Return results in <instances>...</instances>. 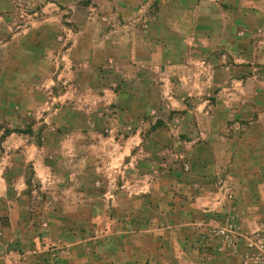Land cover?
Segmentation results:
<instances>
[{"label":"rangeland","instance_id":"obj_1","mask_svg":"<svg viewBox=\"0 0 264 264\" xmlns=\"http://www.w3.org/2000/svg\"><path fill=\"white\" fill-rule=\"evenodd\" d=\"M115 7L122 9L123 0H0V27L7 31L0 53L10 39L19 55L22 48L31 59L44 58L33 65L36 70L31 65L29 81L17 75L5 82L26 91L12 96L19 109L0 112V170L9 186L5 198L13 202L20 195L28 211L12 221L14 205L0 201V264L35 256L47 264H79L73 249L88 260L92 253L110 256L127 244L124 216L141 215L151 202L143 195L151 194L154 203L171 204V194L189 198L205 215L193 229L196 253L224 245V264H264V189L257 206L237 207L236 215L232 201L256 170L240 141L264 168V64L253 70L262 81L260 98L247 96L246 83L227 78L253 69L235 60L238 52L229 45L219 58L226 64H218L225 76L216 83L167 76V60L178 58L192 74L205 73L201 56L186 54L182 41L180 48L160 50L163 61L119 58L107 66L77 62L71 68L66 49L77 35L103 46L109 29L117 27L111 35L117 54H128ZM87 54L82 51L80 60ZM202 85L211 89L204 93ZM16 129L31 132L3 142ZM228 215L229 225L238 224L236 238L216 233L215 220Z\"/></svg>","mask_w":264,"mask_h":264},{"label":"crops","instance_id":"obj_2","mask_svg":"<svg viewBox=\"0 0 264 264\" xmlns=\"http://www.w3.org/2000/svg\"><path fill=\"white\" fill-rule=\"evenodd\" d=\"M123 0L122 9L115 7V16L120 17L123 22L120 24V29L126 30V40L122 43L127 46L129 52L127 55L119 56L117 54V46L119 44L113 41L112 34L117 30V27L109 29V41L105 42L103 46H95L90 43V40L85 36L77 35L73 42L67 47V62L71 68L77 63L81 62L88 66H95V64L107 63L115 64L120 59L122 60H143L145 62L163 61L165 58H160V50L162 48L170 49L180 48L177 41L185 43L183 49L189 56H196V58L203 59L205 66V73L192 74L188 65L183 60L174 61L167 60V68L165 70L167 76L170 78L178 77V79L189 80L193 76L200 81L204 78L212 83H216L218 79L225 75L219 73L220 64L225 63L226 60L219 59L222 54H227L222 51V47L229 45L231 48L235 47V52H238L235 60L246 61L251 64L248 68L247 76L234 78L228 73L227 78L238 81L240 84L247 85V96L259 97L262 92L259 84L262 81L256 71L255 63L264 64V0ZM115 5V4H114ZM148 7H153L151 13ZM145 9V10H144ZM6 27L5 24H2ZM5 28L0 27V42H4ZM263 32V33H261ZM7 33V31H6ZM4 37V38H3ZM12 39V38H11ZM28 36L24 37V42H27ZM6 50L0 53V112H7L12 114L19 105L12 102V96L25 95V86L12 87L6 85L10 80L18 76L24 77L29 81V74L32 71L31 65L34 68L36 62L41 64L44 62L42 56L38 59H31L30 56L22 52L19 55L17 49L10 39L6 42ZM261 50L256 55V49ZM245 49V51H244ZM131 50V51H130ZM25 51V50H23ZM82 51H87V59L80 60L79 56ZM6 52V53H5ZM248 56V59H245ZM180 57V56H178ZM178 61V63H176ZM220 61V62H219ZM182 63V64H181ZM257 64V65H258ZM67 67V65H66ZM109 67H112L111 65ZM37 68V67H36ZM36 68H34L36 70ZM72 73L74 70H71ZM39 77L43 74L36 71ZM79 73V72H78ZM77 73V77H79ZM25 81V82H27ZM206 81H204L205 83ZM264 84V81H263ZM211 86L202 85L203 92H208ZM225 89V88H224ZM23 90V93L20 91ZM228 90V89H226ZM239 91L244 93V88H239ZM238 91V92H239ZM239 92V93H241ZM20 93V94H19ZM14 98V97H13ZM258 98V99H259ZM5 107L3 106V102ZM25 110V109H24ZM10 127V125H8ZM14 130H9L4 137V141L14 139ZM28 134V133H21ZM241 142V143H240ZM239 142V147L243 154L248 157V162L256 168L255 172L249 173L245 178L249 181L248 184H239L241 188H237L235 199L232 200L234 204V215L237 207L242 206H257V193L264 189V184L261 181L264 179V168L259 167L258 160L256 161L254 152L249 150L248 145L244 141ZM7 143V142H6ZM10 149L9 147H7ZM264 154V152H262ZM4 176V177H3ZM6 173L0 170V201L14 205L13 211L15 215L11 220L21 219L26 216L28 211L27 204L23 202L22 197H17L15 201L7 198L8 182ZM262 179V180H260ZM203 189V188H201ZM208 189V188H206ZM244 194V196H243ZM152 196V194H151ZM150 195H143V199H150L139 216H133L131 213L124 216V238L127 244L118 248L110 256L90 254V259H85V254H78L74 252L73 257L77 258L79 264H224V256H227L226 246L214 248L218 251H204L200 249L198 253L191 243L198 242L197 234H194V226L201 222L204 214L197 211L193 202L189 198H176L175 194H171L170 203H154ZM6 197V198H5ZM231 201V202H232ZM245 203V204H244ZM133 205V204H131ZM131 205L128 204L129 208ZM136 204H134L135 206ZM163 206L167 209L163 210ZM10 207V205H9ZM236 208V209H235ZM131 211H136L135 209ZM28 215V214H27ZM232 216V220L234 218ZM27 217V216H26ZM230 215L224 217L223 220H215L220 228H225L226 232L220 238L228 239L230 236L236 238L238 224H228ZM166 221V225L165 224ZM225 221V222H224ZM203 229L199 230L202 231ZM72 233L73 237L77 233ZM55 235H58L56 231ZM40 240V237H38ZM120 246V245H119ZM236 246L233 245V248ZM226 251V252H225ZM233 254V253H232ZM44 254L41 253V256ZM234 255V254H233ZM38 256H35L30 261L23 264H47L40 261ZM34 261V262H33ZM60 258H58V262ZM10 262V261H9ZM8 263V262H7ZM9 264V263H8Z\"/></svg>","mask_w":264,"mask_h":264},{"label":"built area","instance_id":"obj_3","mask_svg":"<svg viewBox=\"0 0 264 264\" xmlns=\"http://www.w3.org/2000/svg\"><path fill=\"white\" fill-rule=\"evenodd\" d=\"M231 227V225H229ZM226 232L225 228H220L216 231V233H218V236L224 235Z\"/></svg>","mask_w":264,"mask_h":264},{"label":"trees","instance_id":"obj_4","mask_svg":"<svg viewBox=\"0 0 264 264\" xmlns=\"http://www.w3.org/2000/svg\"><path fill=\"white\" fill-rule=\"evenodd\" d=\"M14 132H16V133H19V134H21V133H30L31 132V130H21V129H16V130H14Z\"/></svg>","mask_w":264,"mask_h":264}]
</instances>
